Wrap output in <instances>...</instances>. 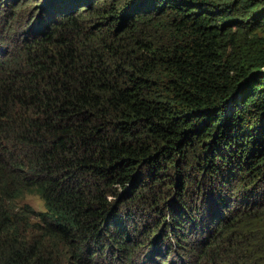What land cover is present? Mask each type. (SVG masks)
Here are the masks:
<instances>
[{"label":"trees","instance_id":"16d2710c","mask_svg":"<svg viewBox=\"0 0 264 264\" xmlns=\"http://www.w3.org/2000/svg\"><path fill=\"white\" fill-rule=\"evenodd\" d=\"M15 1L0 264H264V0Z\"/></svg>","mask_w":264,"mask_h":264},{"label":"rangeland","instance_id":"374dc122","mask_svg":"<svg viewBox=\"0 0 264 264\" xmlns=\"http://www.w3.org/2000/svg\"><path fill=\"white\" fill-rule=\"evenodd\" d=\"M17 1H19V0H16L15 2H17ZM24 1H26V0H24ZM31 3H32L31 1H26V2L20 3V6L17 7L16 12H14V14H16V15L14 17L9 18V19L10 20L11 19H18L19 21H23L25 19V17L27 15H29V10L31 9V6H32ZM23 16H25V17H23ZM0 24H2V27H3L2 29L0 27V30H2L4 35H6V38L11 40V39H14L15 36H17V35L11 36L13 34L12 29L8 31L6 25H4L3 23H0ZM17 28L18 27H16V30H17ZM0 33H1V31H0ZM11 41H13V40H11ZM0 53H1V51H0ZM231 187H232V185L228 187L229 190H230ZM207 201H208L207 202L208 204H211V208L214 209L215 212H218V213L220 212V214H222V210H221L222 207L220 205H217L216 203H214V199L207 198ZM19 203H29L35 209H43L44 208V204H43L42 199L35 193H26L21 199H19ZM210 214H212V210H211ZM197 225L198 226L195 228V229H197L196 231H194L195 229L190 231V230H188V226H189L188 223L185 224V226H187L186 232H185V234L187 236V239L185 241H183L182 245L187 247L186 248L187 250L184 252V257H185V253L191 247V250L188 251V253L194 254V256L199 260V257H201V256H198V255L203 253V250L205 249V244L203 242H198V238L201 235L202 228L205 229V227H203V223L202 222L197 224ZM139 235L142 237L141 233ZM212 236L214 237V233H213ZM164 241H165L166 245H171L172 241H173V238H172V236H168L167 238H164ZM142 248H144L143 250L147 252L146 246H143ZM153 248H154V246H153ZM150 249L151 248H148V250H150ZM177 252L178 251H176V253H175V251L171 250L169 254H170L171 257H173V256L177 257V255H176ZM181 252L183 253V251H181ZM186 256H187V253H186ZM202 258L203 257H201V259Z\"/></svg>","mask_w":264,"mask_h":264}]
</instances>
